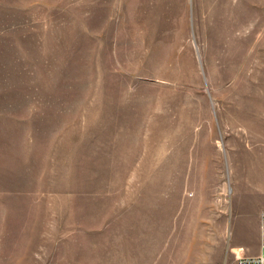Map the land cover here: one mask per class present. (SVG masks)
<instances>
[{
  "label": "rangeland",
  "instance_id": "obj_1",
  "mask_svg": "<svg viewBox=\"0 0 264 264\" xmlns=\"http://www.w3.org/2000/svg\"><path fill=\"white\" fill-rule=\"evenodd\" d=\"M260 165L264 0H0V264H235Z\"/></svg>",
  "mask_w": 264,
  "mask_h": 264
},
{
  "label": "crops",
  "instance_id": "obj_2",
  "mask_svg": "<svg viewBox=\"0 0 264 264\" xmlns=\"http://www.w3.org/2000/svg\"><path fill=\"white\" fill-rule=\"evenodd\" d=\"M248 171L247 177L242 179V183L247 184L246 188L238 191L244 197L237 207L241 217L238 221L241 226L237 249L240 257L262 256L264 259V230L261 231L260 226V212L264 210V171L256 173L252 168ZM246 224L251 225L248 233L245 230Z\"/></svg>",
  "mask_w": 264,
  "mask_h": 264
},
{
  "label": "bare ground",
  "instance_id": "obj_3",
  "mask_svg": "<svg viewBox=\"0 0 264 264\" xmlns=\"http://www.w3.org/2000/svg\"><path fill=\"white\" fill-rule=\"evenodd\" d=\"M226 1V0H225ZM207 3V2H206ZM230 3V2H229ZM228 3V4H229ZM244 3V2H243ZM245 4H248V3H245ZM206 5V4H205ZM212 6V5H211ZM210 6V7H211ZM251 6V5H250ZM206 7V6H205ZM244 7V6H243ZM246 7H248V8H250L249 7V5L248 6H246ZM251 7H253V6H251ZM257 8V7H256ZM206 10V9H205ZM248 10V9H247ZM255 10V9H254ZM230 11V10H229ZM256 11H257V9H256ZM235 12V11H234ZM240 12V11H239ZM255 12V11H254ZM223 13V12H222ZM235 14V13H234ZM252 15H254L253 14V10H252ZM243 17H244V19H240V20H238V19H236L237 21H236V24H229V22H227V21H225V23H224V25L221 27V29H223V28H226V29H224V33L225 34H229V35H231V33H232V31H234V30H236V28L241 24V23H243L244 21H245V19L247 18V14H244L243 15ZM249 18V17H248ZM252 18V17H251ZM254 19V18H253ZM258 22V21H257ZM260 22V21H259ZM259 24V23H258ZM259 28V27H258ZM249 35H251V34H249ZM248 35V36H249ZM224 36V35H223ZM256 170L258 171V172H260V171H264V168L260 165L259 167H258V169H257V167H256ZM257 171H256V173H257ZM261 172V173H262ZM260 217H261V214H260ZM261 220V219H260ZM186 234V233H185ZM185 234L183 235V241H184V239L185 240H187V237L185 236ZM181 240V241H182ZM192 243V242H191ZM182 250H183V248H181V250H179L180 251V253L182 252Z\"/></svg>",
  "mask_w": 264,
  "mask_h": 264
},
{
  "label": "built area",
  "instance_id": "obj_4",
  "mask_svg": "<svg viewBox=\"0 0 264 264\" xmlns=\"http://www.w3.org/2000/svg\"><path fill=\"white\" fill-rule=\"evenodd\" d=\"M261 229H264V212L261 213ZM235 264H264V259L262 256L255 258L241 257L235 261Z\"/></svg>",
  "mask_w": 264,
  "mask_h": 264
}]
</instances>
